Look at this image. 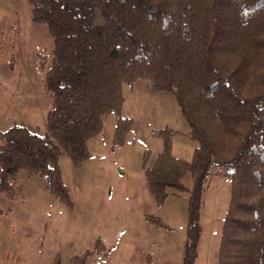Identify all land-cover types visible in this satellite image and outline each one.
<instances>
[{"label":"trees","instance_id":"trees-1","mask_svg":"<svg viewBox=\"0 0 264 264\" xmlns=\"http://www.w3.org/2000/svg\"><path fill=\"white\" fill-rule=\"evenodd\" d=\"M28 1L32 20L47 24L54 38L50 63L37 55L51 105L44 134L20 124L0 129V215L3 199L19 197L24 170L73 207L61 156L81 167L110 113L119 116L114 145H123L133 127L122 116L124 84L148 79L175 95L197 141L191 161L177 157L171 130L163 129V149L152 166L149 152L144 160L159 203L190 192L183 264L198 257L202 183L212 163L234 169L218 264H264V0ZM6 34L0 31V41ZM188 173L192 188L184 182ZM146 218L165 225L161 217ZM93 253L67 264H86Z\"/></svg>","mask_w":264,"mask_h":264},{"label":"rangeland","instance_id":"rangeland-1","mask_svg":"<svg viewBox=\"0 0 264 264\" xmlns=\"http://www.w3.org/2000/svg\"><path fill=\"white\" fill-rule=\"evenodd\" d=\"M0 129L14 124L44 134L51 98L37 55L49 63L54 38L47 24L32 20L28 0H0ZM9 43H14L11 47ZM122 116L133 119L121 146L114 145L119 116L105 117L102 133L89 141L91 157L81 167L61 156L74 206L63 204L46 188L45 179L20 174L19 197L3 199L0 215V264H67L86 250V264H183L188 235L190 192L159 203L149 187L146 153L152 166L169 129L173 154L191 161L197 146L175 95L138 79L123 87ZM185 185L193 186L188 173ZM231 199V178L216 175L203 193L202 234L195 264H218L222 226ZM161 217L165 225L147 220Z\"/></svg>","mask_w":264,"mask_h":264},{"label":"built area","instance_id":"built-area-1","mask_svg":"<svg viewBox=\"0 0 264 264\" xmlns=\"http://www.w3.org/2000/svg\"><path fill=\"white\" fill-rule=\"evenodd\" d=\"M234 173V169L231 167H227L218 163H212L209 168L207 173L205 174L203 183H202V188L207 189L209 186L210 181L214 178L216 175H222L226 178H230Z\"/></svg>","mask_w":264,"mask_h":264}]
</instances>
